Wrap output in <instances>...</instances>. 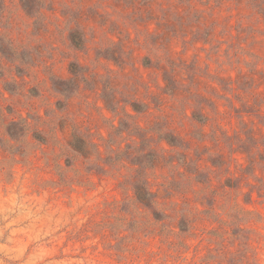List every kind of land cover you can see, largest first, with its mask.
I'll list each match as a JSON object with an SVG mask.
<instances>
[{
  "label": "rangeland",
  "instance_id": "obj_1",
  "mask_svg": "<svg viewBox=\"0 0 264 264\" xmlns=\"http://www.w3.org/2000/svg\"><path fill=\"white\" fill-rule=\"evenodd\" d=\"M0 264H264V0H0Z\"/></svg>",
  "mask_w": 264,
  "mask_h": 264
},
{
  "label": "trees",
  "instance_id": "obj_2",
  "mask_svg": "<svg viewBox=\"0 0 264 264\" xmlns=\"http://www.w3.org/2000/svg\"><path fill=\"white\" fill-rule=\"evenodd\" d=\"M135 110V109H134ZM166 138H168V141H169V139H170V141L171 142H173L172 140V138L171 137H166ZM166 141H167V139H165ZM167 141V142H168ZM80 141L78 140V139H76V141L75 142H72V145L75 147V149H77V145H78V143H79ZM81 145H82V143H81ZM136 195H137V198H138V200H140L141 202H143V203H145L146 202V197H147V194L146 193H144L143 191H141V190H138L137 189V193H136Z\"/></svg>",
  "mask_w": 264,
  "mask_h": 264
}]
</instances>
